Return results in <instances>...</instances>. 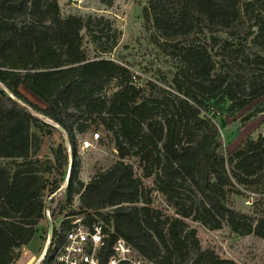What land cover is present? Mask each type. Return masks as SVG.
Returning <instances> with one entry per match:
<instances>
[{"label": "trees", "instance_id": "16d2710c", "mask_svg": "<svg viewBox=\"0 0 264 264\" xmlns=\"http://www.w3.org/2000/svg\"><path fill=\"white\" fill-rule=\"evenodd\" d=\"M257 2L147 0L145 19L170 41L181 64L172 82L183 98L171 102L145 98L126 68L114 61L87 59L81 31L89 34L100 53L110 52L117 43L115 36L105 48L93 31V24L100 25L102 17L69 15L42 24L29 19L52 13L57 0H0V84L8 92L0 90V264H13L21 249L32 242L44 220V196L59 189L67 168L63 145L52 151V159L32 155V130L41 122L25 106L65 133L73 155L66 203L70 205L78 196V212L72 215L100 218L109 244L120 238L155 264H235L213 251L201 250L196 231L188 230L183 222L189 218L210 230L225 225L239 236L264 240V198L251 215L226 206V160L219 153L215 129L207 131L210 120L202 117L206 103L213 100L218 105L228 101L231 109L240 111L264 96V86H248L244 97L226 73L218 72L223 65L215 62L220 56L211 51L220 37H209L207 45H182L177 40L190 36L198 23H204L206 29L226 31L242 14L253 12ZM253 19V41L264 47V10ZM228 41L222 40V49L230 47ZM249 61L262 78L264 55L255 53ZM112 80L118 81L117 88L106 94ZM21 90L45 108L33 104ZM167 108L172 109V116L158 122L154 112ZM91 126L113 135L118 161L84 185L77 177L76 143L78 135ZM196 130L202 132L198 140L192 133ZM185 137L189 140L183 143ZM125 145L135 149L133 155L142 163L144 177L151 176L153 168L157 170V191L173 206L177 217L164 216L150 207L140 180L123 162L128 155ZM228 164L241 185L252 186L256 178L264 180V136L247 140L230 155ZM184 184L196 194L187 193ZM67 227L68 221L63 220L60 228L53 230L40 264H60L56 254Z\"/></svg>", "mask_w": 264, "mask_h": 264}, {"label": "rangeland", "instance_id": "374dc122", "mask_svg": "<svg viewBox=\"0 0 264 264\" xmlns=\"http://www.w3.org/2000/svg\"><path fill=\"white\" fill-rule=\"evenodd\" d=\"M147 6V0H57V6L52 13L46 16L32 17L29 20L46 24L53 17L64 18L69 15L83 19L102 17L100 25L93 24V31L102 38L101 44L105 48L111 44L115 36H117V43L110 52L103 54L98 51L89 34L85 30L81 31L83 50L87 59L105 58L114 61L126 68L135 85L143 90L142 94L145 98L151 100L167 98L169 101L175 102L177 98H183V92L178 91L172 82V78L181 68V64L175 58L176 53L170 47V41L165 40L152 23L145 19L144 9ZM263 10L264 0H259L254 6L253 12H249L248 15L242 14L240 20L226 31H219L217 28L206 29L203 27L204 23H198L190 36L178 37L177 40L182 45L192 43L207 45L211 36L229 40V48L222 49V40H220L211 52L215 56L217 54L220 56L215 57V62L223 65V69L218 68V72L226 73L229 76V82L234 83L239 92L243 91L245 97L248 93V86H264V76L258 78L257 67L249 61L255 53L264 55V47L256 45L253 41V34L256 31L253 15H257ZM221 59L224 60L223 63H220ZM117 85V80L110 81L104 92L112 93ZM0 90L8 93L1 84ZM21 92L33 104L39 108H45L40 100L25 90H21ZM19 104L22 105L21 102ZM230 106L228 101L218 105L217 101L213 100L206 103L207 109L203 111L202 117L210 120L207 131L215 129L220 144L219 153L226 160L225 175L229 183L224 187L227 190L225 204L234 211L251 215L259 200L264 198V180L256 178L252 186L239 184L232 176L228 160L230 155L247 140L255 141L259 136H264V96L251 102L240 111H234ZM25 107L41 122L38 128L32 130V155L36 158L52 159V151L58 145L65 147L67 155V168L63 182L53 195L46 194L44 196V220L39 225L32 242L21 249L20 258L13 263L40 264L45 244L47 242L49 244L50 241L49 222L52 224L53 232L54 229L60 228L61 222L65 218H74L73 216L83 218L85 214L72 215L71 213L78 212V196L73 198L70 205L66 203L68 174L73 155L65 133L51 120L32 111L28 106ZM163 110L159 109L154 112L158 122H163L164 118L172 116V109ZM96 133L99 138L94 141L93 135ZM192 133L196 135V140L202 135V132L197 130ZM188 140L189 138L185 137L182 142H188ZM84 141L90 142L91 147L82 149ZM125 146L128 148L127 145ZM127 152L128 155L123 162L132 168L134 177L140 180L144 196L150 200V207L158 210L164 216L177 217L173 206L157 191L155 184L157 170L153 168L152 175L144 177L143 165L139 158L133 155L135 149L129 147ZM76 155L77 177L84 185L88 184L97 173L107 171L118 161L113 135L102 131V128H97V126H91L82 136L78 135ZM149 167L152 168V165ZM204 170L210 172V169L206 167ZM209 175L210 173H208ZM183 187L187 193L196 194L193 189L188 190L187 185L184 184ZM65 215L68 216L64 217ZM95 218L100 219L97 216ZM183 222L188 230L196 231L201 250L213 251L221 259L231 260L235 264H264V240L253 235L239 236L225 225L220 230H210L191 218L184 219ZM175 264L189 263L188 261H177Z\"/></svg>", "mask_w": 264, "mask_h": 264}, {"label": "built area", "instance_id": "2783aa9c", "mask_svg": "<svg viewBox=\"0 0 264 264\" xmlns=\"http://www.w3.org/2000/svg\"><path fill=\"white\" fill-rule=\"evenodd\" d=\"M218 115V113H216ZM97 141L98 134L93 135ZM91 143L84 141L82 149ZM65 218L68 227L63 231V241L57 251L56 260L60 264H155L130 244L117 238L109 244V234L102 222L94 218L73 216Z\"/></svg>", "mask_w": 264, "mask_h": 264}, {"label": "bare ground", "instance_id": "6f19581e", "mask_svg": "<svg viewBox=\"0 0 264 264\" xmlns=\"http://www.w3.org/2000/svg\"><path fill=\"white\" fill-rule=\"evenodd\" d=\"M47 248H48V242L45 244L44 252L41 254L40 260L43 259V257H44V255H45V252H46Z\"/></svg>", "mask_w": 264, "mask_h": 264}, {"label": "water", "instance_id": "95a60500", "mask_svg": "<svg viewBox=\"0 0 264 264\" xmlns=\"http://www.w3.org/2000/svg\"><path fill=\"white\" fill-rule=\"evenodd\" d=\"M51 235H52V224L49 222V238L50 239H51ZM48 246H49V244H48Z\"/></svg>", "mask_w": 264, "mask_h": 264}]
</instances>
